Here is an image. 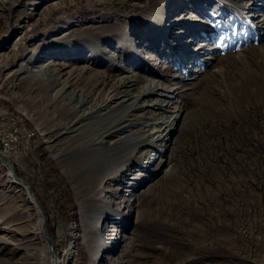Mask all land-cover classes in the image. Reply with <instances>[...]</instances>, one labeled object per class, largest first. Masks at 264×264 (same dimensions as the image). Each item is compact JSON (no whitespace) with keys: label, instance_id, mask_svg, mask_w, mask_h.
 <instances>
[{"label":"rangeland","instance_id":"1","mask_svg":"<svg viewBox=\"0 0 264 264\" xmlns=\"http://www.w3.org/2000/svg\"><path fill=\"white\" fill-rule=\"evenodd\" d=\"M156 12L168 13L166 26ZM198 51L209 61L194 72L182 54ZM28 53L65 77L86 66L91 78L126 76L138 89L164 82L175 91L167 115L182 108L176 128L147 155L148 104L130 110V138L111 132L96 143L89 137L98 117L79 121L76 95L50 97L58 84L32 74L31 60L22 65ZM88 81L72 83L92 108L102 94ZM0 101L12 110L6 120L22 121L5 132L22 150L0 131V155L25 181L0 158V264L40 262L45 243L25 238L38 224L45 264H91L92 239L97 246V234L113 228L119 238L96 264H264V0H0ZM50 158L76 205L65 217L53 200Z\"/></svg>","mask_w":264,"mask_h":264},{"label":"bare ground","instance_id":"2","mask_svg":"<svg viewBox=\"0 0 264 264\" xmlns=\"http://www.w3.org/2000/svg\"><path fill=\"white\" fill-rule=\"evenodd\" d=\"M156 13L158 14L160 12H156ZM158 15H159L158 16L159 17L158 24L161 27L163 25L166 26L167 22L165 23V20H163V19L165 17H168V13H164L162 15L160 13ZM187 20L191 21L192 19H189V17L186 19V23H189V21H187ZM169 23H171V22H169ZM165 31L166 30L164 29L161 32V35L165 34ZM200 54H201L200 51H198L197 53H189V54L184 53V54H182L183 57L187 58L189 65L190 64L194 65L193 66V68H195L194 72L200 71L202 69L203 65H205V63H207L209 61L208 59L205 60V58L201 59ZM201 55L203 56V54H201ZM43 58H44V56L40 55L38 53L37 54L28 53V55H25L23 62H22V65H24L25 62L31 60L33 63V69L35 71V72H32V74L40 75L43 77V79L51 81V82L55 83V85L58 84L57 87L51 86L53 93L50 94V97L54 96L56 98L57 96H62V95H66V94L68 95L70 93V94H73L71 96L76 95L75 97H77L78 99L80 98V102L78 101L79 107L77 108V106H76L75 109H72V113L77 114V117H79L78 118L79 121H81L83 118L87 117L88 115H90V116L94 115V117H98V122H99L98 124L100 126H99V128H98V126L95 127L96 128L95 134L93 136L89 137V138H91V140L95 141L96 143L105 144L106 142H109V141H106L105 138L111 132L115 133V132L120 131V132H118L119 135L125 134V137L122 136V139L130 138L129 137L130 134H128V133L131 132L133 129H132V125L130 126V123H128V122H130L129 118H130V116H132V112L134 111V109L136 107L140 108L141 106L148 105V104H151L154 107V109H153V114L146 120V122H144L145 124L142 123V127L146 128V130L152 134L151 136H153V138L151 137L152 138L151 140L147 139V141L150 142V144H151V148H150L151 150L149 149L150 151L148 152L147 155H149L151 153L154 155H157L158 152L155 151V150H157V147H158L157 142L160 140L164 141L166 139V137L168 138L169 133L174 128H176L178 118L180 117V114L182 112V108H181V106L179 107L178 112L174 118H172L173 116L167 115L168 110L170 108L171 99L174 97L175 91H173V88L169 87L164 82L159 81L155 78L148 79V81H146V84L144 86H142L140 89H138L136 80H133L132 78L126 77V76H119L118 78H113V77H111V75H109L105 72H101L100 74L96 75L94 78H91V76L87 75L86 66L85 67L83 66L77 72L72 73L69 77H65V76H63V74L58 69H54L51 66H49L50 65L49 59H43ZM80 78L83 81L84 80L88 81V79H94V84H96L95 88L98 90V93L100 94V96L102 94L101 98H99V101L98 100L95 101L96 103L94 106H92V108H91L92 104L89 103L92 99L88 95H86L85 93H79L78 90L74 88L75 85L73 86L72 80L73 79L79 80ZM53 83L51 85H53ZM60 85H62V86L60 87ZM116 98L118 100H120L118 102L119 108H120V106H123L124 107L123 111H125L124 114L119 115V116H117L118 114L115 113L117 107L112 105V100L116 99ZM62 101H64V100H62ZM63 104H64V102H63ZM67 104H69V103L67 102ZM3 105H4V103H3ZM65 106L69 107V105H65ZM4 107H5V105H4ZM93 107H96V108H93ZM132 109H133V111H132ZM78 110H80V111L77 112ZM128 111H130V112H128ZM10 112H12V110ZM5 113H9V112H5ZM75 120H77V119H75ZM72 126H73L72 124L66 126L65 131L66 132L71 131L70 129ZM16 127L17 126H15V130H5V132L16 131ZM146 130H144V131H146ZM148 132H146V134H148ZM47 133H45V134H47ZM30 134H31V132H30ZM50 141L52 142V139ZM120 142H123V141L120 140ZM143 142H144V140L140 139L138 142L135 143V145H132V143H131L130 147L132 146L133 148L137 149L141 145V143H143ZM9 146L10 147H18L17 145H9ZM52 146H54V143ZM158 151L160 152L162 150L158 149ZM131 152L133 153L134 149L133 150L131 149L130 153ZM1 157H3V156H1ZM154 157L155 156H153V158ZM5 165L8 167V169H9L8 171L10 174L14 173L15 175H17L14 167H11L10 165H7V164H5ZM17 180H19L21 182L22 181L25 182L21 178H19ZM26 184H28V183H26ZM29 197H30V200L37 207L38 214H39L38 216L41 218L42 217V211L40 209V206L35 201V198H34L35 196H33L30 193ZM101 219H102V217L93 221V226L95 227V230H96L95 233H98L100 223H101ZM47 226H49V225H47ZM47 236H48V234H47ZM97 236L101 239L100 243L98 242L99 244L96 246V244H95L96 239L94 238L91 241L92 244L91 243L89 244L91 247V254H92L91 264H96L99 256H101V255L103 256L102 253L104 251L110 249L111 245L119 238V230H117L116 228H113L112 230H109V232L106 235H99V233H98ZM25 238L27 241L26 245H28V246L35 245L37 242L38 243L40 242L41 244H43V242L45 243V245H42V247L40 248V253L38 254V257H39L38 259L40 260V262H37V264H45V262H44L45 251L49 247L47 244L48 242L46 241V234H45L43 226L38 224V229L33 230L32 234L27 235ZM50 240H51V243H50L51 244V254L54 257L55 256V250L52 247L53 242H52L51 237H50ZM32 256H33V252H30V254H28V257H32ZM30 263L31 262H25L23 264H30Z\"/></svg>","mask_w":264,"mask_h":264},{"label":"trees","instance_id":"3","mask_svg":"<svg viewBox=\"0 0 264 264\" xmlns=\"http://www.w3.org/2000/svg\"><path fill=\"white\" fill-rule=\"evenodd\" d=\"M41 148L43 150V154L46 156L47 151L44 150L43 145L41 146ZM50 163L51 166L49 168V175L51 176V181L49 182V184L52 187L53 200L55 202V207L60 211L61 215L65 217L68 210L75 208L76 205L70 195L71 191L68 186L67 180L65 179L61 171L58 170V168L55 166V162L52 158H50ZM74 212H76V210Z\"/></svg>","mask_w":264,"mask_h":264},{"label":"built area","instance_id":"4","mask_svg":"<svg viewBox=\"0 0 264 264\" xmlns=\"http://www.w3.org/2000/svg\"><path fill=\"white\" fill-rule=\"evenodd\" d=\"M10 108H5L3 103L0 101V131L2 134V139L9 145H17L18 142L16 138H8L5 137V130H15V126H22V121H14V120H6L5 119V112H10ZM24 125V122H23ZM27 131V140L30 138V131L26 128V125L23 126ZM20 150L21 147L18 146Z\"/></svg>","mask_w":264,"mask_h":264},{"label":"water","instance_id":"5","mask_svg":"<svg viewBox=\"0 0 264 264\" xmlns=\"http://www.w3.org/2000/svg\"><path fill=\"white\" fill-rule=\"evenodd\" d=\"M0 158H1V160H2L5 164L10 165L11 167H13V166L10 164V162H8L7 160L3 159L1 156H0ZM14 176H15L16 179H19V176H18V175H15V174H14ZM26 183H27V182H26ZM29 189H30V188H29ZM40 208H41V210H42V215H43V225L46 227V226L48 225V215H47L45 209L42 207L41 204H40ZM105 216H106V217H107V216L110 217L109 215H105ZM105 216L103 215V217H105ZM48 241H49V243H51L50 237L48 238ZM52 247H53V246H52Z\"/></svg>","mask_w":264,"mask_h":264}]
</instances>
